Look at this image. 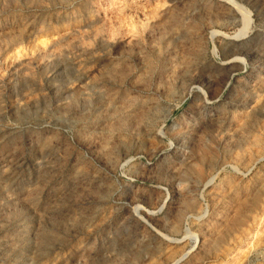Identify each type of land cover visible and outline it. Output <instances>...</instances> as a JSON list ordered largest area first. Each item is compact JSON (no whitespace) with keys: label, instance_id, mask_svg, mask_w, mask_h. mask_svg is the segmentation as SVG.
<instances>
[{"label":"rangeland","instance_id":"1","mask_svg":"<svg viewBox=\"0 0 264 264\" xmlns=\"http://www.w3.org/2000/svg\"><path fill=\"white\" fill-rule=\"evenodd\" d=\"M0 264H264V0H0Z\"/></svg>","mask_w":264,"mask_h":264}]
</instances>
